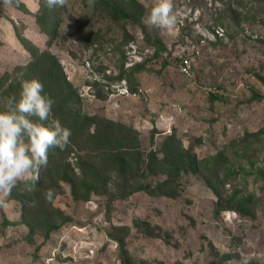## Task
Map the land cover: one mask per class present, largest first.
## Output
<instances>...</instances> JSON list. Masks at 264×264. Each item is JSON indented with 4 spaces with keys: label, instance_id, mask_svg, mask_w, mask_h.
Instances as JSON below:
<instances>
[{
    "label": "rangeland",
    "instance_id": "374dc122",
    "mask_svg": "<svg viewBox=\"0 0 264 264\" xmlns=\"http://www.w3.org/2000/svg\"><path fill=\"white\" fill-rule=\"evenodd\" d=\"M136 1L139 24L96 1L66 0L46 8L49 33L38 20L43 0L1 1L0 87L32 60L28 46L49 50L77 111L133 128L146 153L176 134L205 164L180 175L175 197L116 198L113 173L100 192L55 170L33 201L14 188L0 204V264H264V0H174L170 30L144 23L156 0ZM193 54L186 76L181 62ZM83 145H70L76 174L86 154L106 159ZM219 197L232 207L218 210Z\"/></svg>",
    "mask_w": 264,
    "mask_h": 264
},
{
    "label": "trees",
    "instance_id": "16d2710c",
    "mask_svg": "<svg viewBox=\"0 0 264 264\" xmlns=\"http://www.w3.org/2000/svg\"><path fill=\"white\" fill-rule=\"evenodd\" d=\"M96 2L110 8L112 14L118 18L133 20L140 23L144 7L136 0H95ZM4 0H2V3ZM42 14L38 20L42 22L43 28L47 33L50 32L51 12L46 10L45 0L42 2ZM32 52V60L16 68V76L7 84L0 87V103L5 98L15 95L19 99L21 92V81L38 79L44 85V93L53 101L52 114L58 118L62 125L72 131L70 145L80 141L84 145L81 150L104 151L106 159L103 161L91 155L82 157L83 161H77L81 169L80 174L74 172V168L68 162L70 145L65 150L52 148L48 154V164L39 170V180L37 182H22L16 187L17 194L24 196L27 200L33 201L38 193L44 188L45 179L51 178L53 170L58 172L60 178L64 177L60 173L72 174L82 177L84 182L81 184L87 190L93 188L98 192L108 189V184L113 178L117 193L116 198H126L133 193L145 190L152 194L175 197L179 195V177L184 172L197 173L202 164H205L189 150H184L181 140L176 134L165 137L159 148H152L148 153L141 150L140 137L137 131L121 123L114 122L106 117L89 115L77 111V94L71 82L65 76L60 60L49 50L40 51L33 46H28ZM23 74L20 76L19 74ZM3 110V107L2 109ZM153 138V137H152ZM154 140V138H153ZM73 170V171H72ZM162 176V180L157 183L148 181V177ZM64 179V178H62ZM71 185L72 191L77 188L76 182L65 179ZM235 197H231V201ZM230 201V200H229ZM224 199L219 197L218 207H232V204L224 205ZM226 202V201H225ZM236 202V208L241 211L247 210L244 202ZM228 204V203H227ZM235 208V207H233Z\"/></svg>",
    "mask_w": 264,
    "mask_h": 264
},
{
    "label": "clouds",
    "instance_id": "9594fccd",
    "mask_svg": "<svg viewBox=\"0 0 264 264\" xmlns=\"http://www.w3.org/2000/svg\"><path fill=\"white\" fill-rule=\"evenodd\" d=\"M20 0H4L6 6ZM49 9L64 7L66 0H45ZM95 0H89L94 5ZM144 23L170 30L178 23L174 0H156ZM22 76L23 74H19ZM19 99L15 95L5 98L0 110V204L22 182H37L39 170L48 164L49 150H65L70 145L72 131L52 114L54 101L44 93L38 79L22 80ZM53 190L46 200L51 202Z\"/></svg>",
    "mask_w": 264,
    "mask_h": 264
},
{
    "label": "built area",
    "instance_id": "2783aa9c",
    "mask_svg": "<svg viewBox=\"0 0 264 264\" xmlns=\"http://www.w3.org/2000/svg\"><path fill=\"white\" fill-rule=\"evenodd\" d=\"M196 60V55H189L185 58H183L181 62V71L186 76H191L193 71L192 67L194 65V61Z\"/></svg>",
    "mask_w": 264,
    "mask_h": 264
},
{
    "label": "water",
    "instance_id": "95a60500",
    "mask_svg": "<svg viewBox=\"0 0 264 264\" xmlns=\"http://www.w3.org/2000/svg\"><path fill=\"white\" fill-rule=\"evenodd\" d=\"M2 0H0V3H1Z\"/></svg>",
    "mask_w": 264,
    "mask_h": 264
}]
</instances>
